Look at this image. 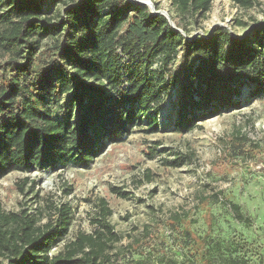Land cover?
<instances>
[{"label": "trees", "instance_id": "1", "mask_svg": "<svg viewBox=\"0 0 264 264\" xmlns=\"http://www.w3.org/2000/svg\"><path fill=\"white\" fill-rule=\"evenodd\" d=\"M150 1L157 10L156 0ZM169 1L179 16L171 20L181 33L164 16L129 0H54L63 7L57 19L46 17L42 0H0V179L57 164L88 169L108 145L124 142L134 128L157 132L159 109L175 85L176 124L184 131L233 107L244 85L264 91V26L250 41L222 28L189 41L181 17L202 18L212 0ZM230 1L252 5V0ZM47 38L53 39L52 46L40 50ZM207 200L226 207L235 221L252 225L222 192ZM62 214L59 222L42 227L34 217L0 214L5 262L0 264L108 263V224L101 226L108 236L81 235L65 253L49 255L68 229L69 210ZM189 216L174 213L170 222L181 228L193 254L162 258L161 263L250 264L249 257L258 256L237 237L222 241L208 232L193 234L184 225ZM206 220L210 230V214ZM193 223L190 219L188 225Z\"/></svg>", "mask_w": 264, "mask_h": 264}, {"label": "rangeland", "instance_id": "2", "mask_svg": "<svg viewBox=\"0 0 264 264\" xmlns=\"http://www.w3.org/2000/svg\"><path fill=\"white\" fill-rule=\"evenodd\" d=\"M53 2L42 0L41 7L46 17L57 19L63 7ZM156 4L157 11L178 21L169 0H156ZM181 19L191 40L208 38L222 28L234 38L250 41L264 26V0H252L248 8L230 0H212L202 18ZM52 42L42 40L40 50L50 48ZM179 59L177 55L176 65ZM158 67L157 63L152 69ZM177 94L175 85L159 109L157 132H146L145 126L134 128L124 142L108 145L88 169L57 164L0 179V214L34 217L36 226L42 227L59 222L62 212L69 210L67 232L49 252L51 256L65 253L81 235L104 232L108 236L101 228L108 224L112 243L106 264L145 260L165 264L162 258L181 260L193 254L181 228L170 222L172 214L187 212L190 216L184 225L193 234L208 232L222 241L237 237L258 253L249 257L250 264H264V91L244 85L233 107L197 121L190 131L177 127ZM216 192L238 204L252 225L235 221L221 204L205 201ZM190 219L195 223L188 225ZM0 263H5L2 257Z\"/></svg>", "mask_w": 264, "mask_h": 264}, {"label": "water", "instance_id": "3", "mask_svg": "<svg viewBox=\"0 0 264 264\" xmlns=\"http://www.w3.org/2000/svg\"><path fill=\"white\" fill-rule=\"evenodd\" d=\"M129 2L132 3V4H134V5L147 6V7L150 8L151 10H154V9H153V5H152V2H151L150 0H129ZM151 13H152V14H160V15L164 16V17L167 19V21H168V23L170 24V26H171L175 31L181 33V31H180L179 29H176V28H175L174 24L171 22V20L168 18V16L165 15V13H163V12H159V11H157V10L152 11ZM188 40L190 41L191 39H188Z\"/></svg>", "mask_w": 264, "mask_h": 264}]
</instances>
